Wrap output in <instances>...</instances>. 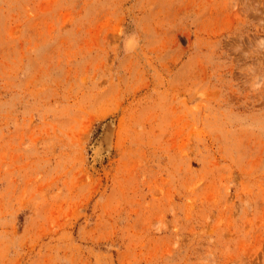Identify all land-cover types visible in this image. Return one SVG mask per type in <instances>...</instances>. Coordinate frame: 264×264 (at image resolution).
Wrapping results in <instances>:
<instances>
[{"label": "rangeland", "instance_id": "374dc122", "mask_svg": "<svg viewBox=\"0 0 264 264\" xmlns=\"http://www.w3.org/2000/svg\"><path fill=\"white\" fill-rule=\"evenodd\" d=\"M0 264H264V0H0Z\"/></svg>", "mask_w": 264, "mask_h": 264}]
</instances>
